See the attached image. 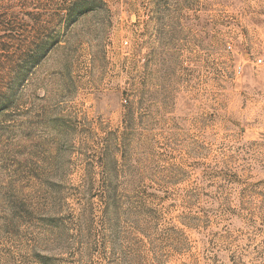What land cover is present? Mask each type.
I'll return each instance as SVG.
<instances>
[{
  "label": "rangeland",
  "instance_id": "1",
  "mask_svg": "<svg viewBox=\"0 0 264 264\" xmlns=\"http://www.w3.org/2000/svg\"><path fill=\"white\" fill-rule=\"evenodd\" d=\"M256 57L264 0H0V264H264Z\"/></svg>",
  "mask_w": 264,
  "mask_h": 264
},
{
  "label": "built area",
  "instance_id": "2",
  "mask_svg": "<svg viewBox=\"0 0 264 264\" xmlns=\"http://www.w3.org/2000/svg\"><path fill=\"white\" fill-rule=\"evenodd\" d=\"M126 44H127V43H126ZM229 49H232V47L229 46ZM255 64H256V66H261V65H263V64H264V59H263V58H258V57H256Z\"/></svg>",
  "mask_w": 264,
  "mask_h": 264
}]
</instances>
